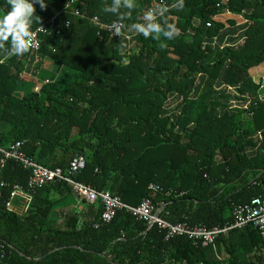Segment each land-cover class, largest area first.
Masks as SVG:
<instances>
[{"label": "trees", "instance_id": "1", "mask_svg": "<svg viewBox=\"0 0 264 264\" xmlns=\"http://www.w3.org/2000/svg\"><path fill=\"white\" fill-rule=\"evenodd\" d=\"M64 1L0 0V146L22 142L25 156L51 169L79 154L86 165L77 181L129 206L165 204L161 217L172 223L223 229L234 205L264 201V69L250 73L264 64V0H166L157 26L124 41L96 35L90 17L136 27L146 0H89L79 19L69 14L81 2ZM60 8L62 31L41 36L28 56L21 42ZM224 12L245 23L224 30L213 20ZM34 58L39 89L31 81L26 92L21 74ZM44 59L52 67L42 76ZM28 176L12 159L0 166V264H264L251 225L203 247L166 241L163 228L125 210L104 224L101 204L84 200L83 213L59 222L55 203L74 195L62 182L36 189L17 216L4 203Z\"/></svg>", "mask_w": 264, "mask_h": 264}, {"label": "built area", "instance_id": "2", "mask_svg": "<svg viewBox=\"0 0 264 264\" xmlns=\"http://www.w3.org/2000/svg\"><path fill=\"white\" fill-rule=\"evenodd\" d=\"M73 2H81V4H83V0H72V3ZM68 5L66 7H68ZM78 10V8H75V16L79 15ZM168 10L169 7L166 2L160 0L157 3L151 4L146 9L143 21L149 25H155ZM57 21L56 17H51L45 24L40 25L30 33L29 37L23 43L28 53H37L40 50V36H51L53 32L55 35H58L61 32L58 28ZM91 22L98 30L106 31L114 38L119 39L122 37V27L117 23L101 24L96 17L92 18ZM68 25L69 23L66 22L65 26L67 27ZM207 26H209V24H207ZM21 148L22 143L19 142L12 144L8 149L0 148V166L3 165L6 160L12 159L18 162L24 169L29 170L26 189L17 186L10 191L9 199L4 203L7 210L11 208L12 200L16 198L22 199L29 205L36 189L50 182H62L71 189L76 197L87 203L92 204L99 202L103 208L100 220L104 224L110 223L117 211L125 210L133 217L146 221L149 226L153 223H157L161 228H165L167 230V239L173 236H185L188 240L193 241L196 246L200 243L201 246L208 247L212 245L213 240L219 233L249 225L257 230L264 242V201L260 199H252L249 203L235 206L233 209L232 222L227 223L223 229L215 228L209 230L204 226L190 227L187 223L172 225L160 217L165 204L155 207L149 199H145L138 206H129L123 203L119 197L112 195L108 191H97L89 185L77 181L76 177L86 165L83 156L79 154L73 155L65 167L50 169L25 156ZM5 187L6 184L0 180V195L2 189ZM148 188L157 190L154 185H149Z\"/></svg>", "mask_w": 264, "mask_h": 264}, {"label": "crops", "instance_id": "3", "mask_svg": "<svg viewBox=\"0 0 264 264\" xmlns=\"http://www.w3.org/2000/svg\"><path fill=\"white\" fill-rule=\"evenodd\" d=\"M122 3H125V5H134V6H137L138 5V2L140 1V0H120ZM160 0H146V3H145V6L143 7V8H146L149 4H154V3H157V2H159ZM163 1H165L166 2V0H163ZM65 2V1H64ZM72 2V0H66V2H65V4H64V6H66L67 5V3H71ZM61 9V8H60ZM59 9V10H60ZM144 10V9H143ZM143 10H141L140 11V15L142 14V12H143ZM79 12H81V10L79 9L78 10ZM64 12V10L63 9H61V11H59V12H57L55 15H53V16H51V17H56V18H59V16L62 14ZM81 14H82V12H81ZM81 14H79V16L81 15ZM69 15H71L72 16V14H69ZM225 15H229L228 17L227 16H225ZM225 15H220L219 17H215V18H213V20L215 21V22H217L218 24H221V25H224V30L226 29V28H229V30H232V27L233 26H235V25H241V24H244L245 23V21H244V19H242V18H240V17H237V16H234V15H230V14H225ZM93 16H96V15H93ZM72 17H74V16H72ZM83 18L84 17H86V15L85 16H82ZM96 17H98V16H96ZM75 18H78V16H75ZM99 18V17H98ZM139 19H140V17L138 18V19H136V21H135V23H136V27H133V26H131V25H126V29H125V31L128 33V34H131V33H133L134 32V30L137 28V24H139L140 23V21H139ZM99 20L102 22V23H106L107 21H103V20H101L100 18H99ZM91 22V21H90ZM230 22H233L232 24H230ZM92 24V23H91ZM92 26H94L93 24H92ZM95 28H96V35H97V32H98V28L96 27V26H94ZM61 30V29H60ZM62 31V30H61ZM100 35H102V34H100ZM99 35V36H100ZM218 38H219V36H217ZM218 38H217V40H218ZM220 39V38H219ZM215 40H216V37H213V39H212V43L211 44H213L214 42H215ZM28 56H34V55H29V54H27ZM27 56V57H28ZM30 59H26L25 60V63H26V69H25V71L21 74L22 75V78L24 77V78H27L28 80H30V81H35V83H38V85L40 84V81L38 80V77L36 78V76H35V71H36V69H37V67L39 66V64H38V59H35L34 58V60H31V61H29ZM264 65V64H263ZM42 67V66H41ZM51 67H52V64L50 63L49 64V67H48V69H50L51 70ZM64 70V66L62 65V64H60L59 65V68H58V70H57V73H59V74H61V72ZM253 69H251L250 70V73H251V71H252ZM251 75L253 76V74L251 73ZM254 77H259V76H254ZM38 85H37V87H38ZM12 145V144H11ZM10 145V146H11ZM9 146V147H10ZM8 147V148H9ZM0 148L2 149H8L7 147H1L0 146ZM7 161V160H6ZM5 161V162H6ZM18 187H20V186H18ZM26 187H27V184H26ZM21 188L22 189H26V188H24V187H22L21 186ZM8 199H9V196H8ZM7 199V200H8ZM6 200V201H7ZM124 203V202H123ZM30 205V204H29ZM29 205H28V203L27 202H25V201H23L22 199H18V198H16V199H14V200H12V202H11V208L9 209V210H7L6 208V210L7 211H9L10 213H12V214H15V215H17V216H24L26 213H27V211H28V208H29ZM85 206H86V204L83 202V200L82 199H80V198H78V197H76V196H71V195H68V196H66V198H63L62 200H59L58 202H56L55 203V205H54V210H53V212H52V217L53 218H57L58 219V221L59 222H61V220H62V217L64 216V215H66L67 213H69V212H72V211H74V212H76V213H83V211L85 210L84 208H85ZM4 207H5V205H4ZM82 218H81V221L77 224V226H76V230L77 229H81V227H82Z\"/></svg>", "mask_w": 264, "mask_h": 264}, {"label": "clouds", "instance_id": "4", "mask_svg": "<svg viewBox=\"0 0 264 264\" xmlns=\"http://www.w3.org/2000/svg\"><path fill=\"white\" fill-rule=\"evenodd\" d=\"M86 1H89V0H84V4H81L79 7H74L73 8V12H72V15L75 17V15H74V10H75V8H78V9H80L81 10V12H82V14H81V12H79V14H81L80 16L79 15H77L78 16V19L79 18H83L82 16H85V12L83 11V9L86 7ZM228 0H221V4H225L226 2H227ZM77 3V2H76ZM71 5V4H75L74 2L72 3H67V5ZM66 5V6H67ZM68 5V6H69ZM151 4H149L146 8H144V10H143V12H142V14L140 15V19H139V21H140V23L139 24H137V28L134 30V32L133 33H131V34H128L126 31H125V29H126V23L125 22H123V21H121V20H113V21H107L106 23H102L100 20H99V18L98 17H96V16H92V17H90V20H92V18H94V17H96L98 20H99V22L101 23V24H113V23H117V24H119L121 27H122V37H120L119 39H117V38H114V37H112L111 36V34L110 33H108V32H106V31H103V30H98V32H97V34L98 35H100V34H107L108 36H109V39H111V40H114V41H124V40H129V39H131L132 37H135V35H136V33L139 31V32H141V31H144V30H147V28L149 27V26H157V24H158V22L155 24V25H149L148 23H144V21H143V17L145 16V11H146V9L150 6ZM65 6V7H66ZM219 6V4L217 5V7ZM64 13V12H63ZM62 13V14H63ZM61 14V15H62ZM225 14H230L229 12H224V13H221V14H219V15H217V16H215V17H219L220 15L222 16V15H225ZM60 15V16H61ZM230 15H232V14H230ZM59 16V17H60ZM163 17V16H162ZM161 17V18H162ZM214 17V18H215ZM51 18V17H50ZM241 18V17H240ZM58 19H60V18H57V20ZM49 20V18L46 20V21H48ZM45 21V22H46ZM159 21V20H158ZM45 22L43 23V24H45ZM58 22V21H57ZM43 24H41V25H43ZM66 24V23H65ZM40 26V25H39ZM39 26H37V27H39ZM36 27V28H37ZM66 27V26H65ZM208 27V26H207ZM35 28V29H36ZM67 28H68V26H67ZM178 30H180V28L177 26V28H176V30L175 31H178ZM34 31V30H33ZM32 31V32H33ZM29 35H30V33H29ZM29 35L21 42V44H20V46L21 47H23L24 48V50L26 51V53L27 54H29V55H36L37 53H32V54H30V53H28L27 52V50H26V48L24 47V45H23V43L26 41V39L29 37ZM41 37V36H40ZM40 37H39V40H40ZM40 45H41V40H40ZM40 49H41V47H40ZM44 83V82H43ZM39 86V85H38ZM38 89H39V87H37L36 88V91H38ZM264 99V88H263V86H261L260 87V89H259V91H258V99ZM233 104H235V103H233ZM252 115V113L250 114V116ZM256 137L261 141L262 139V134L260 133V132H256ZM16 143V142H15ZM19 143H22V142H19ZM14 144V143H13ZM37 163V162H36ZM39 164V163H38ZM41 165V164H40ZM48 168V167H47ZM51 169V168H50ZM150 185H153V184H150ZM246 204V203H245ZM240 205V204H239ZM235 206H237V205H234L233 207H235ZM234 209V208H233ZM160 217H161V215H160ZM232 217H233V211H232ZM162 218V217H161ZM163 220H165L167 223H170V224H172V225H175V224H178V223H187V222H177V223H172V222H169V221H167L166 219H164V218H162ZM112 221V220H111ZM231 222V221H230ZM157 224V223H156ZM188 224V223H187ZM95 225V227L94 228H97L98 227V225L97 224H94ZM148 225V224H147ZM158 225V224H157ZM189 225V224H188ZM159 226V225H158ZM190 227H193V226H191V225H189ZM196 226V225H195ZM198 226H202V225H198ZM164 230H165V234H164V238H165V240L166 241H168L169 239H172V238H175V237H184V238H186L185 236H173V237H170V238H166V234H167V230L165 229V228H163ZM240 229V228H239ZM187 239V238H186ZM1 255V254H0ZM216 255H219V254H217L216 253Z\"/></svg>", "mask_w": 264, "mask_h": 264}, {"label": "rangeland", "instance_id": "5", "mask_svg": "<svg viewBox=\"0 0 264 264\" xmlns=\"http://www.w3.org/2000/svg\"><path fill=\"white\" fill-rule=\"evenodd\" d=\"M225 16L228 17L229 15H225ZM49 64H50V60H49V59H44V62H43V64H42L43 69L41 70V75H42V76H43L44 74L47 75V74L49 73V69H48ZM58 68H59V66H58ZM58 68H57V70H58ZM263 69H264V65L260 66V68H253V70L251 71V73L253 74V76H259V74L261 73L260 71L263 70ZM57 70H56V73H57ZM39 81H40V80H39ZM25 82H27V83H23V84H21V85L19 86V88H20L21 90L26 91V92H27V91H30L31 85H30L29 82H31V81H29V80H25ZM31 84L34 86L33 89H35V88L37 87V85H38V83H35V81H32Z\"/></svg>", "mask_w": 264, "mask_h": 264}, {"label": "bare ground", "instance_id": "6", "mask_svg": "<svg viewBox=\"0 0 264 264\" xmlns=\"http://www.w3.org/2000/svg\"><path fill=\"white\" fill-rule=\"evenodd\" d=\"M262 76V75H261ZM260 81V80H259ZM264 82V81H263ZM262 85H264V84H262ZM3 149V148H2ZM26 188V187H25ZM97 203H99V202H97ZM103 211V210H102ZM219 229V228H218ZM217 238V237H216Z\"/></svg>", "mask_w": 264, "mask_h": 264}]
</instances>
